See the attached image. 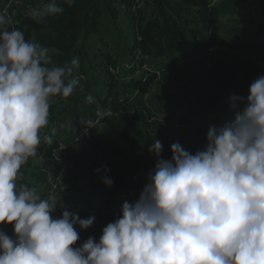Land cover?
<instances>
[{"label": "trees", "instance_id": "trees-1", "mask_svg": "<svg viewBox=\"0 0 264 264\" xmlns=\"http://www.w3.org/2000/svg\"><path fill=\"white\" fill-rule=\"evenodd\" d=\"M56 2L64 9L60 14L34 19L30 12L18 11L14 21L27 41L49 48L50 66H71L78 58L79 67H72L69 79L78 80L79 74L87 78L83 84L78 80L68 101L50 99L49 124L41 136H52L53 143L41 142L37 149L42 156L29 158L18 183L47 198L49 174L59 176L62 160L67 162L70 176L56 195L52 215L60 217L68 210L81 219L95 217L87 229L74 226L80 239L73 247H79L89 237L98 241L107 222L121 215L122 204L132 203L121 194L147 181L157 161L148 150L155 140L162 144L160 158L170 160L173 143L195 153L204 148L209 125L234 120L230 95L246 97L250 84L261 76L264 18L242 16L257 0H155L153 12L133 11L134 0ZM233 47L245 56L221 54ZM147 60L153 71L138 74ZM94 80L96 86L90 84ZM86 94L93 97L87 106ZM107 110L112 114L104 116ZM159 113L165 125L157 121ZM100 116L98 131L76 140L86 121ZM57 120L65 129L53 125ZM71 126L68 149L56 159L54 137L64 140ZM105 177L112 179L110 187L103 183ZM113 194L109 205L94 206L101 196L104 200ZM0 230L15 238L12 224L0 223Z\"/></svg>", "mask_w": 264, "mask_h": 264}, {"label": "clouds", "instance_id": "clouds-1", "mask_svg": "<svg viewBox=\"0 0 264 264\" xmlns=\"http://www.w3.org/2000/svg\"><path fill=\"white\" fill-rule=\"evenodd\" d=\"M63 11L49 0L30 15ZM5 22L0 12V26ZM50 64L48 47L18 29L0 30V223L12 224L15 234L0 230V264H264V75L246 97L230 95L234 120L209 125L202 150L191 153L176 142L169 160L160 158L159 140L148 146L157 161L139 198L122 204L98 241L73 247L80 239L74 226L87 229L95 217L68 210L54 217L55 196L42 198L18 183L41 142L53 143L41 136L50 99L68 98L79 84L69 79L78 58L71 66Z\"/></svg>", "mask_w": 264, "mask_h": 264}, {"label": "built area", "instance_id": "built-area-1", "mask_svg": "<svg viewBox=\"0 0 264 264\" xmlns=\"http://www.w3.org/2000/svg\"><path fill=\"white\" fill-rule=\"evenodd\" d=\"M49 2V0H10L7 4L3 5L1 7V11L2 13L5 14L6 17V22L4 25L0 26V30H2L3 28H7L8 30H12V29H18L20 31H22L25 34V31L21 28H19L17 26V24H15L14 20H13V16H12V11L14 13H18V11H23L25 13L30 12V9L32 8H42L43 5L47 4ZM142 8L147 9L149 12H153V10H155V0H134L133 3V11H138ZM224 50H228L230 53V55L233 56H237V55H241V56H245V54L240 53L238 50H233L231 51V48H226ZM127 67H130L129 64H126ZM260 67L262 69L261 71V75H264V62L260 63ZM145 72L147 74L148 71H150L149 67H145ZM107 94V93H106ZM65 101H68L69 99L65 98ZM103 115L105 116L106 114H112V111L107 110L105 112H102ZM174 122L176 123V125H179V120L177 117L173 118ZM100 120H101V116L98 117L95 121L92 120H87L86 124L84 125L83 129L79 132L78 131V136L76 137V140H79L82 137H87V138H91L93 133L96 131L95 129L98 128L100 126ZM161 121V126L166 124V120L164 119V114L163 113H159V116H157V121ZM54 126L60 127L61 130H63V126L60 124V121H54L53 122ZM45 128L41 129L44 130ZM95 130V131H93ZM54 141L56 143H58V145L56 147H54V156L56 159H60V156L63 152H65L68 149V145L66 143V139L64 138V140H60L57 137H54ZM39 157L42 156L40 150L37 149V154ZM62 162L65 164L62 173L59 176H54L53 173L49 174V179H48V195H53L56 198L57 194H60V189H64L65 187V181L67 178H69L70 176V172L68 169V165L67 162H65L64 160H62ZM147 183V181L143 182L142 185L135 191H130L128 193H123L121 194L122 198H131L132 202H135L138 198H139V194L142 191L144 185ZM80 208V207H78ZM118 213V212H116Z\"/></svg>", "mask_w": 264, "mask_h": 264}, {"label": "rangeland", "instance_id": "rangeland-1", "mask_svg": "<svg viewBox=\"0 0 264 264\" xmlns=\"http://www.w3.org/2000/svg\"><path fill=\"white\" fill-rule=\"evenodd\" d=\"M1 7H2V4H0V11H1ZM242 16H246V17H248V18H254V19H258V18H264V0H257V4H255V5H249L248 6V8L247 9H245L243 12H242ZM236 48L235 47H233V48H231V51H233V50H235ZM229 51L228 50H222L221 51V54L222 55H225V54H227ZM230 53V52H229ZM231 54V53H230ZM143 67H149L150 68V70H152L153 71V68H154V64H150V61H146V63H144V65H143ZM143 71H145V69H140V71L138 72V74H142L143 73ZM93 76V75H92ZM94 77V76H93ZM77 78H78V80L80 81V83H84L85 81H86V78H87V75H84V74H79L78 76H77ZM92 86L94 85V86H96V84H97V82L94 80V81H92L91 83H90ZM86 96L88 97V95L86 94ZM87 100V99H86ZM88 103H90V102H88V100L86 101V105L85 106H87L88 105ZM157 122V121H156ZM64 128V127H63ZM72 128H75L74 126H71V127H69V129L71 130V131H68V130H66V134H67V136L65 137V139L69 136V134L72 132ZM65 129V128H64ZM96 131H98V129H96ZM114 196H115V194H113L111 197H109V196H107V195H105L104 196V200L102 199L103 198V196H101L102 198H100V196H99V203L97 204V203H94V206L95 207H99V208H101L102 207V204H105V205H109L110 204V202H111V200L114 198ZM76 209H77V207H75ZM109 222H107V224H108ZM106 224V225H107Z\"/></svg>", "mask_w": 264, "mask_h": 264}]
</instances>
